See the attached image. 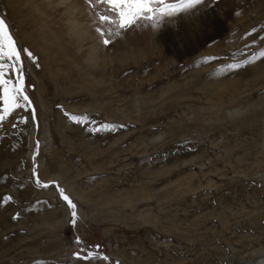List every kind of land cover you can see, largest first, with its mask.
Wrapping results in <instances>:
<instances>
[{"label": "rangeland", "instance_id": "1", "mask_svg": "<svg viewBox=\"0 0 264 264\" xmlns=\"http://www.w3.org/2000/svg\"><path fill=\"white\" fill-rule=\"evenodd\" d=\"M6 1L0 16L36 119L17 110L0 124V264H124L122 253L129 264H222L240 253L258 264L264 57L228 65L264 50V0H211L192 19L133 27L109 45L95 31L107 28L102 4ZM105 123L124 127L88 130ZM56 184L77 205L75 226Z\"/></svg>", "mask_w": 264, "mask_h": 264}, {"label": "snow or ice", "instance_id": "2", "mask_svg": "<svg viewBox=\"0 0 264 264\" xmlns=\"http://www.w3.org/2000/svg\"><path fill=\"white\" fill-rule=\"evenodd\" d=\"M90 6L95 7L96 4L105 6L109 14H97L101 25H106L107 28L98 27L95 29L101 37V42L104 45H109L112 39L119 37L122 32L141 27L150 28L154 33L165 24H173L177 18L184 17L186 19L194 18L201 6H207L211 0H88ZM29 60L35 62L36 57L31 51L24 49ZM264 57V50L258 56L249 58L242 63H233L228 65L230 69H240L246 64L254 62V59ZM211 59V58H209ZM24 63L21 56V49L17 46V42L13 37L4 17L0 16V124L17 110H27L30 113V118L35 121V108L32 106V101L26 91ZM29 117L21 116L20 123L26 124ZM70 119L78 125L89 123L87 115L77 116L70 115ZM18 125H13L17 127ZM123 125L102 124L99 127H91L90 132L116 131ZM37 152L39 150V141H36ZM35 160V156L33 157ZM35 171V170H34ZM35 184L41 188H48L49 184H41L37 177ZM59 190L60 197L66 206L71 210V226L77 223V205L73 200L65 194V189L56 184ZM12 198L7 197L4 203H8ZM18 218V216H17ZM77 243L79 240L77 238ZM98 247V246H97ZM85 261L92 257L91 254L80 257ZM107 260L108 257H103ZM118 264V262H117Z\"/></svg>", "mask_w": 264, "mask_h": 264}, {"label": "bare ground", "instance_id": "3", "mask_svg": "<svg viewBox=\"0 0 264 264\" xmlns=\"http://www.w3.org/2000/svg\"><path fill=\"white\" fill-rule=\"evenodd\" d=\"M6 1V0H5ZM15 1V0H14ZM11 2H13V1H10V3ZM6 3H7V1H6ZM14 3V2H13ZM21 3H22V1H21ZM16 6V4H13V6ZM10 6H12L11 4H10ZM12 6V7H13ZM8 7V6H7ZM17 7V6H16ZM73 7V6H72ZM14 8V7H13ZM10 9H12L11 7H10ZM8 10H9V8H8ZM14 10V9H13ZM17 12V11H16ZM14 13V16H15V12H13ZM75 22V21H74ZM73 23V22H72ZM211 23H213V22H211ZM74 24V23H73ZM210 26H212L211 24H210ZM89 27V26H88ZM88 29H86V27H85V25L84 24H82V27H81V29L79 30V32H78V34H79V37H80V39L82 40H84V39H86V38H89L88 36H86V35H89L88 34V31H87ZM77 32V31H76ZM93 35H95V34H93ZM86 36V37H85ZM181 54V53H180ZM96 55V54H95ZM258 104V103H257ZM251 105V104H250ZM253 105V104H252ZM261 105V104H260ZM255 109V108H254ZM244 110H246V109H244ZM241 122H243V121H241ZM263 137H261V139H262ZM249 140V139H248ZM261 143V142H260ZM261 146L263 145V143L262 144H260ZM264 146V145H263ZM260 149V148H259ZM260 152V151H259ZM263 154V153H262ZM32 154H31V152H30V155H28V156H31ZM258 155V154H257ZM244 156V155H243ZM254 157V156H253ZM250 160V159H249ZM255 160V159H254ZM240 161V160H239ZM238 161V162H239ZM242 162V161H241ZM243 164V163H242ZM240 168V167H239ZM241 170V169H240ZM243 171V170H242ZM82 196V195H81ZM84 197V196H83ZM109 198V197H108ZM107 198V199H108ZM106 199V200H107ZM110 200V199H109ZM112 200H114V199H112ZM110 202V201H109ZM108 202V203H109ZM116 203V202H115ZM244 207V206H243ZM258 211V210H257ZM257 211H255V212H257ZM263 212V211H262ZM252 215V214H251ZM143 216V215H142ZM146 218V217H145ZM222 219V218H221ZM261 219H262V217H261ZM67 217L65 216V218H64V223H67ZM249 220V219H248ZM254 220V219H253ZM249 222V221H248ZM251 222V221H250ZM258 222V221H257ZM256 222V223H257ZM260 223H261V221H260ZM251 224V223H250ZM253 224V223H252ZM251 224V225H252ZM254 225H257V224H254ZM253 225V226H254ZM258 225H259V222H258ZM157 227V226H156ZM254 227H256V226H254ZM258 242H260V241H258ZM264 243H261V244H257V245H260V247L258 248L259 250V253H258V258H259V262H258V264H264V253H262V250H263V248H264V245H263ZM254 246H256V245H254ZM260 249H262V250H260ZM132 256V255H131ZM131 256H129V257H131ZM136 256V255H135ZM237 256L238 257H233V258H230V259H228L225 263H222V264H253L252 263V261H247L246 259H244L243 257H244V254L243 253H240V255L239 254H237ZM129 257H127V255H125L124 253H122V254H120V258L122 259V261H123V263L124 264H129ZM243 258V259H242ZM130 260H134V257H132V259H130ZM215 263H218V262H215ZM221 263V262H220ZM179 264V263H178Z\"/></svg>", "mask_w": 264, "mask_h": 264}]
</instances>
